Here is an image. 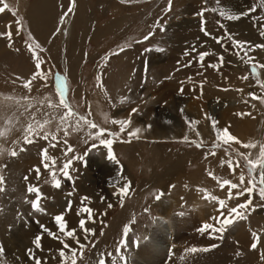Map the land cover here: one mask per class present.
Returning a JSON list of instances; mask_svg holds the SVG:
<instances>
[{
    "label": "rangeland",
    "instance_id": "rangeland-1",
    "mask_svg": "<svg viewBox=\"0 0 264 264\" xmlns=\"http://www.w3.org/2000/svg\"><path fill=\"white\" fill-rule=\"evenodd\" d=\"M5 4L8 7L0 12V34L10 31L12 35L11 39L0 35V135L3 136L0 137V165H7L2 172L5 191L0 193V244L5 249L0 264H32L25 250L34 247V237L41 233L42 250L36 255L46 259L47 264H61L58 249L65 237L53 219L59 214L64 215L69 229H77L80 243L87 244L84 258H78V264H97L101 253L105 254L108 264H126L121 260H125L128 248L138 243L144 230H154L156 221L168 212L180 220L178 224L182 223L176 244L179 252L185 246H196L209 264H264L260 258L264 255V210L259 207L264 201L259 197V185L251 196L256 210L246 213V220L234 223L223 234L210 237L208 232H203L202 235L198 229L209 220H200L195 215L199 207L212 204L214 210L217 208L215 201L203 198L204 190L226 200L228 207L249 199L244 195L228 200V188L221 190L220 182L229 179L239 184L243 173L244 187H247L251 179L245 167L247 155L251 153L249 158L256 163H259V153L264 156V103L249 97V93L264 95L250 67L256 63L259 79L264 81V68L259 67L264 65V50L249 52L248 56L254 59L245 64L234 54L231 41L225 35L231 33L234 39L264 44V36L259 34L264 26V7L260 6V0H219V3L217 0H172L170 11H166L168 0H74V3L72 0H0V7ZM253 6L256 11L250 17L226 19L229 14H238ZM205 8L209 11L204 13L203 27L211 36L201 31V17L196 15ZM213 8L217 11L212 12ZM220 11L226 16L221 17ZM149 33L153 34L149 36ZM145 36L149 39L145 40ZM214 36L224 37L222 43L228 45L227 50L211 38ZM193 45L196 46L193 56L201 51L210 55L203 65L195 62L185 67L193 57H185L183 53ZM221 54L223 66L218 71L209 67L220 63ZM240 55L244 56V52ZM37 58L48 76L46 81L33 80L29 91L23 85L36 71ZM64 74L67 76L65 99L72 111L92 120L106 133L117 134L102 137L113 140L111 152L115 159L111 161L114 170L111 174L107 168H111L109 148L89 138L97 129L81 121L83 126L75 130L73 118L69 135L65 136L59 117L67 109L62 105L48 107L49 103L60 104L55 82L57 76L64 80ZM245 75L247 80L243 79ZM122 97L127 98L124 103L120 102ZM28 103L34 106L26 112ZM132 108H138L139 112L131 116V123L121 132L120 125L112 121L128 119ZM33 112L39 121L48 113L49 123L44 129L49 133L48 142L43 139L34 144L24 142ZM241 113L246 114L245 118ZM213 120L218 122L215 128ZM239 121L245 124L242 135L245 134L246 141L253 140L255 149L247 151L230 142L232 137L223 133L217 137V130L225 127L236 136L234 125ZM134 124L143 132L131 137L129 142L128 134L134 131ZM53 135L61 142L49 147ZM93 144L97 147L92 148ZM68 145L74 149L68 158L81 157L72 165L73 180L58 176L61 187L57 189L52 186L49 172L41 169V178L37 181L36 173L30 169L41 164L40 150L48 148V155L57 158L58 172L65 160L63 150ZM13 148L18 152L14 158L9 155ZM230 158L234 164L239 161L235 174L227 163L221 166V160ZM255 175L258 179L259 169ZM25 176L29 178L27 181ZM29 183L38 185L46 197L41 201L44 211H35L30 203H25V199H35V194L26 192ZM236 191L233 190L234 196ZM157 195H161L160 200L155 199ZM82 197H88L84 205ZM69 201L71 211L66 212ZM85 205L95 217L94 223L86 225L95 229V235L88 236L87 241L78 227V221L86 218V214L77 215V210ZM41 226L59 239L52 238ZM125 226L130 228L126 236ZM253 232L260 234L256 250L250 249ZM184 238L194 242H184ZM66 243L73 248L77 246L70 238Z\"/></svg>",
    "mask_w": 264,
    "mask_h": 264
},
{
    "label": "snow or ice",
    "instance_id": "snow-or-ice-1",
    "mask_svg": "<svg viewBox=\"0 0 264 264\" xmlns=\"http://www.w3.org/2000/svg\"><path fill=\"white\" fill-rule=\"evenodd\" d=\"M72 2L74 3V0H72ZM217 3H219V0H217ZM171 5H172V0H168V8L166 9V11L171 10ZM260 6L264 7V0H260ZM7 7H8L7 4H5L3 7H0V12H4ZM70 11H71V7H69V12ZM207 11H209V9L205 8L202 11L198 12L196 15L201 17V21H200V23L202 25L201 31L204 32L205 35L211 36V33L208 32V30L205 27H203V25H205V23H206V20L203 18L204 13ZM211 11L216 12L217 9L213 8V9H211ZM255 11H256V7L253 6L252 8H249L248 10L242 11L238 14H229L226 16V13L224 11H220L219 15L221 17L226 16V19H228L230 21H235V20L241 19L242 17H250L251 14ZM63 19H64V17L62 16L61 20H63ZM220 26L223 27V24H220ZM59 30L60 29H57V31H59ZM161 30H163V29H161ZM152 34L153 33H149V36ZM259 34L261 36H264V26H261V31ZM0 35H6L9 39H11L12 34L9 31L7 33H3ZM225 35L227 36V39L229 41H231L232 50L234 51V54L237 56L238 59L243 60V62L245 64H248L251 60L254 59V57L248 56L249 52H253L256 49H264V44H252L249 41H240V40L234 39L233 34H231V33H226ZM149 36H145L144 39L145 40L149 39ZM211 38L214 39L217 44L221 45L222 49L227 50L228 45L222 43V41L224 40V37L214 36ZM29 49L32 50L31 45H29ZM241 51L244 52V56L240 55ZM195 52H196V46L195 45L191 46V50H188V49L185 50V52L183 53V55L185 57H190V56L193 57V59L189 60L188 64L184 65L185 67H190L195 62H199V63H201V65H203L205 58L210 55V53L207 51H201V52H199L198 56H193V54ZM33 55L34 56L36 55L34 50H33ZM245 57H247V59H245ZM218 61L220 62L219 64H210L208 66L213 68V69H216L218 71L219 68L223 66V62H224V56L222 54L220 56H218ZM250 67H251V73L253 74V76L256 79V85L259 86L261 89H264V81H261L259 79L258 65L256 63H251ZM259 67L264 68V65H259ZM35 69H36V71L33 73L30 80L26 81L23 85L25 88H28L29 91H31V82L33 80H36L37 78L44 79L45 81L47 80L48 73L43 71L42 62L38 58H37L36 63H35ZM178 70H179V68H178ZM243 79L247 80L248 76L245 75L243 77ZM55 87H56V89H58L57 91H58V95L60 97V104L59 105H53V104L49 103L48 107L49 108H58L62 105L65 109H67V111L64 113V115L59 117V124L63 128L65 136L69 135L68 129L71 126V121L73 118L75 119V124H76L75 130H78L79 127L83 126L81 124V121H82L83 124L88 125L90 128L97 129V131L94 135L91 133L89 134V138L99 140V143L101 145H106L109 148L108 159L114 160L115 157L111 152V145L113 143V140L112 139H102V137L105 134L115 137L117 134L113 133V132H107L106 133V130L104 128H100L92 120L87 119V117H85V116H79L78 113L72 111L69 103L65 99L66 83L59 76L56 77ZM183 91H184V89L181 88L180 92H183ZM249 97L251 99L258 100L261 103H264V95L258 96V95H256V93H249ZM25 99L27 100L28 98L26 97ZM126 99H127L126 97H122L120 102L124 103L126 101ZM33 106L34 105L32 103H28L26 108H25L26 112L30 111L33 108ZM41 107H43L42 101H41ZM113 107H115V105H113ZM39 111H40V109L38 108L37 112H39ZM138 112H139L138 108H132L131 112L129 113L128 119L113 120L112 123L119 124L120 125V131L124 132L126 127L131 123V119H130L131 116L133 114H138ZM90 114H91V108H89V115ZM239 115H246V114L241 113ZM44 116H45V119H43V121H39L36 119V113L35 112H33L31 114L30 119L32 122L29 123L25 129L24 142L26 144H34L37 142L38 139H43L46 142L49 141V133L44 131L45 126L49 123V120L47 118L48 113H44ZM77 122H79V123H77ZM217 123H218L217 121H214V120L212 121L214 128H215ZM148 127H151V126L149 125ZM59 130L60 129L58 128V131ZM41 132H43V136H41ZM140 132H141V129H139V128L135 129V131H133V132H130L128 134L129 135V142L131 141V137L136 136ZM220 133L225 134V136H227V137H232L230 142L241 144V146L244 148L255 149L257 147V145L255 143H242L236 136L230 134L228 127H225L222 130L218 129L217 130V137ZM0 137H3V136L0 135ZM187 139H188V137L185 136L184 140H187ZM217 141H220V140L217 139ZM60 142L61 141L59 139H57V137L55 135H53L51 137V141L49 142V147H56L57 144H59ZM63 142L67 145V140H64ZM14 143H19V142H14ZM197 146H199V145H197ZM91 147L96 148L97 145L93 144ZM24 150H25L24 148H20V151H24ZM69 153H74V149L70 145H68L63 150V155L65 157V160L62 164V167H60L59 171L57 172V170H56V159L57 158L56 157H50L48 155V148H42L40 150L41 164L33 166L30 169V171L36 173V180L37 181H39L41 178V169H43L44 171H48L50 178L53 182L52 186L59 189L61 187V179H59L58 176H62L64 179H67V180H73V177L71 175L72 165L75 162V160L81 159V157H79V156H73L72 158H68ZM9 155H10V157L14 158V157H17L18 152L15 148H13L10 151ZM212 155H215V152H213ZM237 156H239V154H237ZM247 156H248V159L246 160L245 167L247 168L248 173L251 176V179H249L247 182L248 186L244 187L245 176L243 173H241V175L239 176V181H240L239 184L233 183L229 179H223L222 182H220V188H221V190H223L225 187L228 188V200L239 199V197L244 196V195H248L249 199H247L244 203L236 205L235 207H228L226 200L219 199L216 196L209 194L207 192V190H204V197L203 198L205 200L215 201L217 203L216 210L218 213H220V215L209 217V220L213 221V222L202 223V225H201L200 229H198V231H200L202 233L208 232L210 237H212V236H215L217 234H223L234 223H236L240 220H246L247 219L246 213L256 210V208L253 207V200L251 199V196L254 193V191H257V185H259V187H258L259 197L262 201H264V156H261L259 153V157H258L259 163H256L252 158H249L251 156V153H249ZM225 163H227L230 171L233 174H235L236 169L240 166L239 161H236L234 164L233 160L231 158L228 159L227 161L221 160V166H223ZM6 167H7V165H0V193H3L5 191L6 180H5V176L2 174V172ZM257 169H259L258 179L256 178V175H255V173L257 172ZM208 175L211 178L216 179V177L214 176V174L212 172H209ZM28 179H29L28 176L24 177L25 181H27ZM127 183L130 184V182H127ZM233 190H237L235 196L233 195ZM121 191L123 192V189ZM26 192L28 195L35 194V199H33L31 201H28L27 199H25V203H30L31 207L35 211H44V209L41 205V201L43 199H46V197L41 192L40 187L36 184L29 183L26 185ZM71 195H72V193H68V196H71ZM155 199L160 200L161 195H157L155 197ZM87 200H88V197H82L81 198V204L84 205L85 201H87ZM70 205H71V201H69V206L65 209L66 212L71 211ZM109 207H112V205L109 204ZM259 207L261 208V210H264V204H261ZM145 211H148V209H145ZM81 214H86V218L80 219L78 221V227L81 231L84 232L85 241H87L88 236L95 235V229L87 228L86 225L90 222L94 223L95 217L92 214V209L86 205L77 210V215L79 216ZM18 215H22V214L18 213ZM53 219L57 225L58 231L63 233V235L65 237V240L61 241L62 247L60 249H58V256L61 260V264H69V257H70V264H78V258L80 260H82L84 258V251L87 247V244L86 243H83V244L80 243V238L76 235L77 229H74V228L69 229L68 228L63 214L56 215ZM41 227H42L43 231L48 232V234L50 236H52V238L59 239V237L56 236V234L52 233L51 230L47 229L45 226H41ZM129 231H130L129 226H125L123 229V234L126 236L129 233ZM252 236H253V241L250 244V249L256 250L258 247L259 240H260V234L253 232ZM68 238L76 241V245H77L76 248H73V247H71V245L66 243V240ZM42 239H43V233L37 234L33 240L34 247L25 250L26 256L30 261H32V264H47L46 259H43V258L36 255L37 251L42 250V243H41ZM121 243H125V241H122ZM212 247H216V245H213ZM203 250L207 251L208 249H203ZM117 251H120V249L118 248ZM186 251L191 252V253H195L198 251V249L195 247H192L190 249H187ZM4 253H5L4 246L2 244H0V258L4 257ZM108 255H111V254H108ZM73 257L75 258L74 260L72 259ZM260 258H261V260H264V255H262ZM121 259H124V258L121 257ZM97 264H108V259L106 258L105 254H102V253L98 254Z\"/></svg>",
    "mask_w": 264,
    "mask_h": 264
},
{
    "label": "bare ground",
    "instance_id": "bare-ground-1",
    "mask_svg": "<svg viewBox=\"0 0 264 264\" xmlns=\"http://www.w3.org/2000/svg\"><path fill=\"white\" fill-rule=\"evenodd\" d=\"M66 33H67V30L65 31L64 34ZM120 116L124 117V115H120ZM241 117H244V115H242ZM131 125H130V129H131ZM138 126H139L138 124H134L133 130L135 131V129L140 127ZM234 126H236L235 135L242 143H254L253 140L246 141L245 134L242 135L243 129L245 127V124L242 121H239L237 125L235 124ZM142 132L143 131H141L140 133ZM237 145H241V144H237ZM245 149L247 151H250L247 148ZM111 161L112 160L109 159L111 168L107 166L109 170V174L113 173L114 171L111 166V163H112ZM204 212H206V214H204ZM216 213L217 212L216 210H214L212 204L207 205L206 207H199L195 211V215L200 217V220H203L204 218L209 220V217L217 216ZM178 221L180 220L175 215H173L172 212H168L164 217H162V220L156 221V227H154V230L146 229L143 231L142 236L138 240V243L128 248L125 254V257H126L125 260H121V261H126V264H209V261L205 260L206 259L205 255L201 253L202 252L201 250H198L199 252L201 251L200 253L198 252L200 255L199 257H197L196 255L197 252L191 253V252L186 251L187 249H190L188 246L183 247L180 252L176 250V246H177L176 244H178L177 237H178L179 228H180L179 225L182 224L181 222L178 224ZM243 234H244V231L242 230V236ZM233 238L238 239V240L240 239L238 236H235V235H233ZM190 241H191L190 239L184 238V242L190 243ZM191 242H194V241H191ZM193 247L196 248V246H193ZM173 251L175 253H173ZM193 260H198V263L193 262Z\"/></svg>",
    "mask_w": 264,
    "mask_h": 264
}]
</instances>
